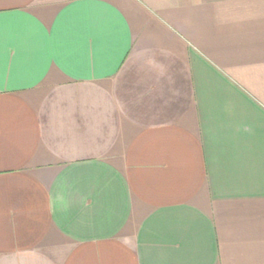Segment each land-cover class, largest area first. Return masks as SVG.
I'll list each match as a JSON object with an SVG mask.
<instances>
[{
	"label": "crops",
	"instance_id": "0c3cea01",
	"mask_svg": "<svg viewBox=\"0 0 264 264\" xmlns=\"http://www.w3.org/2000/svg\"><path fill=\"white\" fill-rule=\"evenodd\" d=\"M0 264H264V0H0Z\"/></svg>",
	"mask_w": 264,
	"mask_h": 264
}]
</instances>
